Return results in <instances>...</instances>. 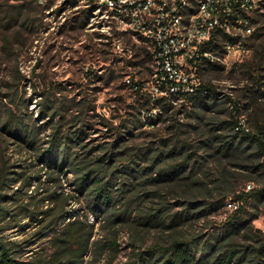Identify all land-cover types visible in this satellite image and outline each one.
Listing matches in <instances>:
<instances>
[{
    "label": "rangeland",
    "instance_id": "374dc122",
    "mask_svg": "<svg viewBox=\"0 0 264 264\" xmlns=\"http://www.w3.org/2000/svg\"><path fill=\"white\" fill-rule=\"evenodd\" d=\"M254 3L256 12L253 11V16L256 21L254 33L247 43V51L240 55L225 54L199 72L201 84H209L218 95L206 96L195 104L176 94L161 91L160 88L155 90V63L143 51L149 49L132 33L119 29L108 11L99 6L96 0H0L4 10L0 12V100L6 107L12 105L7 99H1V92H8L12 86H17L12 75L18 69L22 74V80L18 84V98L23 99L22 112L29 125H40L38 144L45 147L52 136L51 125L56 123L57 118L52 124H47L45 121L49 118L38 115L39 103L36 101H39L40 92L44 90L52 98L59 97L58 101L73 97L77 101L86 97L95 104V110H87L85 114L88 125L84 142L90 147L101 145L99 150L95 149L88 155L92 159L102 154L118 136L115 132L108 131L106 125L99 122L98 116H103L113 126H119L124 120L134 118L136 108H141L144 125L136 127L133 134L125 139L129 151L136 152L138 149L137 152L141 154L147 147L156 146L160 137L174 136L172 141L178 143V151L177 160H172V163L179 162V149L183 143L190 150H195L202 139L231 132L232 124L229 121L233 115L237 118L239 128L256 129L257 117L264 108V0H254ZM19 4H23L25 8L19 12L15 21V10L19 9ZM11 16L14 21L8 24ZM8 35L11 36L12 43L8 49H4L3 37ZM88 69L93 70L92 75L86 74ZM127 77L129 82L126 81ZM132 82H141V88L136 90ZM0 109L3 114L6 113L5 106ZM74 114L76 111L70 108L59 117L62 132L69 133L75 128L72 120ZM152 118L155 119L153 125ZM214 128L216 129L212 130ZM81 151L77 147L72 148V152L76 154ZM206 153L203 149H198V156L192 157L185 165L182 179L179 180L181 185L189 179L194 180L193 187L201 190L199 198L205 192V184H212L217 173L215 157L207 156ZM126 158L130 159L131 156ZM4 163L9 165L15 178L11 181L13 188L22 184V188H27L28 192L35 189L37 180L33 179L30 185L24 184L23 180L28 174L40 172L41 165L37 164L36 156L24 143L0 129V179ZM228 167L236 170L233 181L235 193L248 190L247 184L251 187L255 185L247 180L248 173L231 164ZM21 170L25 171L24 175L18 174ZM41 173L43 179L45 173L43 170ZM123 176L116 181L131 180L128 175ZM173 182H146L139 191L142 197L138 198V206L134 207L132 215L147 212L149 206H153L154 210L158 208L160 200L156 195L147 193L155 188L165 193L167 204L174 207L173 210L185 206V203H176L181 198V190L176 189L179 185ZM46 184L53 188L54 183ZM60 189L71 196L65 206L66 213L58 219L56 229L77 216L94 223L92 240L106 244L102 256H110L108 239L116 237L118 251L114 264H123L134 258L136 252L162 242L171 232V228L133 225L130 221L118 222L112 226L104 216L93 219L89 208L90 195L85 190H77L75 173L70 168L60 178ZM167 190L169 193H166ZM235 193L222 196L221 206L206 217L190 220L181 227V232L188 238L198 237L200 240L219 232L232 213L227 209L226 202ZM220 197L219 193H214L213 200ZM45 207L44 205L43 208ZM28 222L27 218L21 219L3 232L6 237L20 242L32 240L30 245L23 247V259L37 252L50 251V239L54 231L49 230L36 236L38 224ZM251 224L253 229H259L264 234V211L251 218ZM90 248L92 251L93 246ZM91 256V252L87 253L83 264H90Z\"/></svg>",
    "mask_w": 264,
    "mask_h": 264
},
{
    "label": "trees",
    "instance_id": "16d2710c",
    "mask_svg": "<svg viewBox=\"0 0 264 264\" xmlns=\"http://www.w3.org/2000/svg\"><path fill=\"white\" fill-rule=\"evenodd\" d=\"M23 7L25 8L23 4H19V9L15 10V21ZM1 11L4 12L0 4ZM12 18L13 16L8 20V24L14 21ZM253 21H256L255 18ZM3 40L4 49H8L12 43L11 36H4ZM215 47L218 45L215 44ZM143 51L145 56L150 57L148 50ZM15 73L12 78L19 84L22 74L18 69ZM86 74L92 75L93 70L88 69ZM18 84L15 88L12 86L8 92H1V99H7L12 105L6 107L0 100V107L6 108L5 114L0 109V129L29 147L36 156L37 164L41 166L38 174L24 176L26 185H30L33 179L37 180L35 189L28 192L27 188H22V184L13 188L11 181L15 178L9 170V165L3 164L0 179V264H83L84 257L89 252L93 255L90 264H114L118 251L116 237L108 239L110 256H102L106 244L92 240L94 223L77 216L56 229L58 219L66 213L65 206L71 196L60 189V178L68 168L75 173L77 190H85L90 195L89 208L93 219L104 216V219L107 218L106 222L112 226L118 222L130 221L133 225L171 228V232L162 242L136 252L134 258L123 264H264V234L259 229H253L251 224V218L264 211V108L257 117L255 130L235 129L239 126L237 118L233 115L229 121L232 124L231 132L202 139L195 150H190L187 144L183 143L179 149L181 159L175 163H172V160H177L178 143L172 141L174 136L160 137L156 146L147 147L141 154L137 152L138 149L136 152L129 151L125 139L133 134L136 127L144 125L141 108H136L134 118L124 120L119 126H113L103 116L96 114L99 122L118 136L102 154L92 159L88 158V155L95 149L99 150L101 145L90 147L84 142L88 125L85 114L87 110L94 112L95 104L86 97L77 101L74 97L58 101L59 97L52 98L44 90L40 92L39 101H36L39 103L38 115L49 118L45 121L47 124H52L55 117L57 118L56 123L50 124L53 131L48 145L42 147L38 144L40 125H29L22 112L23 99L18 98ZM132 84L136 90L142 86L141 82ZM160 89L164 90V86ZM209 95L216 97L218 92L206 83L201 85L196 94H179L181 98L195 104ZM70 108L76 111L72 119L75 128L66 133L61 131L59 117ZM154 121L152 118V125ZM74 147L82 149L81 153L72 152ZM198 149L206 151L207 156L215 157L218 164L215 179L212 184H205V192L201 198L198 196L201 190L192 185L194 180L189 179L183 185L179 181L182 179L185 165L192 157L198 156ZM127 156L131 158L127 159ZM228 164L248 173L247 180H251L255 185L235 193L236 186L233 181L236 170L229 168ZM42 170L45 179H42ZM24 173L25 171L21 170L18 174ZM124 174L131 180L116 181L117 178H123ZM145 175L149 177L144 178ZM150 180L158 184L171 181L177 183L179 186L175 188L181 190V198L176 203H185V206L173 210L174 207L167 204L165 193L155 188L147 193L156 195L160 200L158 208L154 210L153 206H149L147 212L133 216V209L138 206V198L142 197L139 191ZM46 182L54 183L53 188L47 186ZM166 193H169V190ZM214 193H219L221 197L213 200ZM230 193H235L229 199L236 201L237 207L232 210L219 232L204 240L198 237L188 238L181 232V227L190 220L211 214L221 206L223 197ZM139 208L142 209L141 206ZM24 218L28 219V223L34 221L33 223L38 224L36 236L54 230L50 239V251L37 252L26 259L21 258L23 247L30 245L32 240L20 242L6 237L3 232Z\"/></svg>",
    "mask_w": 264,
    "mask_h": 264
},
{
    "label": "built area",
    "instance_id": "2783aa9c",
    "mask_svg": "<svg viewBox=\"0 0 264 264\" xmlns=\"http://www.w3.org/2000/svg\"><path fill=\"white\" fill-rule=\"evenodd\" d=\"M96 1L119 29L132 33L149 49L156 67L155 90L164 86L161 91L177 96L196 94L202 85L199 72L225 54L247 51L254 33V0ZM226 206L232 211L237 202L228 199Z\"/></svg>",
    "mask_w": 264,
    "mask_h": 264
}]
</instances>
